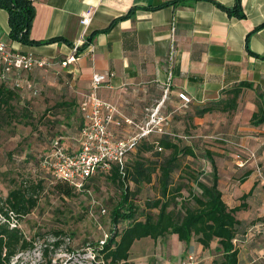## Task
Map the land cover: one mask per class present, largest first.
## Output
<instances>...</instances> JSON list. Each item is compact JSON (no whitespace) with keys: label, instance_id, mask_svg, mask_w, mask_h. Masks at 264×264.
Wrapping results in <instances>:
<instances>
[{"label":"crops","instance_id":"crops-1","mask_svg":"<svg viewBox=\"0 0 264 264\" xmlns=\"http://www.w3.org/2000/svg\"><path fill=\"white\" fill-rule=\"evenodd\" d=\"M29 1L35 12L30 40L46 42L58 38L60 41L23 45L11 40L7 13L0 8V42L14 52L56 62L72 53L82 32L81 16L88 10L93 12L85 31V43L77 49L75 61L66 67L56 65L50 69L71 80L73 89L65 94L71 95L76 110L89 91L94 73L106 75L98 96L137 123L145 121L158 104L160 112L170 120L171 114L190 113L192 107L218 100L222 91L239 83L249 84L240 94L236 111L230 115L218 114V117L227 119L233 138L256 153V162L235 167L251 175L256 174V165L262 171L263 180L258 178L260 184L255 186L251 182L242 195L251 190L264 191V123L259 126L249 123L261 104L258 96H264V60L261 59L264 57V0H240L243 18L225 10H234L235 0H183L181 4L168 6L164 4L173 0ZM131 10H134L132 17L104 31ZM181 94L190 101H182ZM212 115L196 119L195 123L207 125ZM112 129L117 137L126 136L125 127L112 126ZM74 135L71 131L61 139ZM215 159L219 173L222 158L216 155ZM193 247L196 252L203 251L199 246ZM149 257L144 259L147 261ZM131 261L135 263L137 259ZM202 261L196 258V262L188 264H206Z\"/></svg>","mask_w":264,"mask_h":264},{"label":"trees","instance_id":"trees-1","mask_svg":"<svg viewBox=\"0 0 264 264\" xmlns=\"http://www.w3.org/2000/svg\"><path fill=\"white\" fill-rule=\"evenodd\" d=\"M183 0H173L164 4L178 5ZM0 8L8 16L9 38L23 45H42L60 41L55 38L46 42L30 40L29 32L34 19V7L29 0H0ZM238 18H243L240 11V0H235L234 10L225 9ZM134 10L125 16L111 22L104 30L111 29L117 22L133 16ZM264 60V57H261ZM247 83H239L235 88L222 91L220 98L202 107H192L190 113L171 114L170 126L184 125L185 128L195 127V120L205 115H230L238 106V99L243 89H248ZM20 93L12 90L7 84L0 82V114L14 115L16 104L24 99ZM261 101L257 112L253 113L249 121L252 126L264 123V96H258ZM75 101L58 104L64 111V126H67L70 113ZM75 109V108H74ZM79 115L76 134L82 127V117ZM30 112L24 106L20 113L21 120L30 125ZM63 123V122H62ZM57 122V126H62ZM50 133V131H49ZM49 136V135H48ZM53 136L50 133V138ZM190 137V136H187ZM62 139L52 137L48 146L38 157L42 162L52 151V142ZM223 145V142L215 140ZM238 141V140H235ZM186 140L168 135L151 134L142 139L134 150L127 153L122 168L112 164L105 172H99L89 178L80 191L88 188L89 182L96 177H106L114 183L120 191V201L111 212L113 230L103 244L92 252L97 264H135L129 259L133 243L143 238H150L154 242L176 236L185 249L192 244L203 251L211 249L214 243V257L206 264H240L238 242H244L247 236L245 223L237 214L248 207L246 200L252 193L243 194L239 205L228 206L220 189V176L216 162V153L205 145L202 140L192 144ZM228 146V145H226ZM203 162L201 166L183 165L184 159ZM208 165L207 171L204 165ZM237 167V166H236ZM47 179L55 181L51 190L60 197L71 198L75 190L65 181L53 178L49 169L43 168ZM251 172H246L242 178L244 183ZM260 179V178H259ZM42 180L36 183L20 182L16 188L8 191L5 197L0 196V264H11L19 253L26 252L33 247V241L28 239L18 228L21 219L36 208L38 194L44 190ZM156 185L157 195L144 200L142 206L136 201L147 186ZM78 191V192H80ZM186 191L187 196H184ZM15 222V223H12ZM14 225V226H11Z\"/></svg>","mask_w":264,"mask_h":264},{"label":"rangeland","instance_id":"rangeland-1","mask_svg":"<svg viewBox=\"0 0 264 264\" xmlns=\"http://www.w3.org/2000/svg\"><path fill=\"white\" fill-rule=\"evenodd\" d=\"M29 78L38 87V96H25L20 99L13 116L4 112L0 114V196L5 197L8 191L16 188L20 182L30 184L42 180L45 183L44 190L38 194L36 208L17 224L23 234L33 241V247L19 253L12 259L11 264H97L92 251L100 246L101 242H105L113 230L111 212L120 201V191L103 176L89 182L84 191H75L71 198L60 197L50 189L55 181L47 179L38 157L52 137H66L70 133L64 126V111L57 105L72 101L71 95L65 92L73 89V85L66 75L50 69L33 72ZM24 106L30 112V125L20 121ZM72 109L67 126H71L72 132L76 134L79 115L74 107ZM210 118L212 119H209L207 125L197 124L195 127L185 128L182 124L173 127L169 123L167 129L175 136H190V139L186 140L188 144L202 140L213 151L221 152L216 155L222 158L219 176L223 199L230 206L239 205L242 202L240 197L248 186L252 183L258 186L260 182L256 174H250L248 183L242 182L247 171L235 167V150L231 146L214 141L213 138L221 136L238 139L232 137L229 131L231 128L227 127V119L221 120L218 114ZM58 121L63 122V125L57 126ZM49 131L53 134L51 138ZM77 136L78 134L72 136L73 139L62 140L65 142V148L69 146L67 150H72V144L76 147ZM185 164L196 168L199 164L202 166L203 162L198 163L187 158L183 160V165ZM204 167L209 170L207 164ZM183 194L187 196L186 191H183ZM156 195V185H149L139 195L136 203L142 206L144 200ZM263 195L264 191H252L244 200L248 207L237 214L248 230L245 241L237 243L240 264H264ZM193 246L195 245L185 249L182 244H178L176 236L156 242L143 238L133 243L129 259H137L136 264H150L151 260L152 264H188L196 262V258L205 263L215 255L214 243L208 251L196 252ZM152 253L154 255L150 258ZM146 257H149L147 261L144 259Z\"/></svg>","mask_w":264,"mask_h":264},{"label":"built area","instance_id":"built-area-1","mask_svg":"<svg viewBox=\"0 0 264 264\" xmlns=\"http://www.w3.org/2000/svg\"><path fill=\"white\" fill-rule=\"evenodd\" d=\"M92 14V10H88L81 16V35L75 42L72 53L60 62L30 53L14 52L5 43L0 42V82L7 84L22 96L32 98L38 96L39 89L29 75L36 71L52 69L56 65L66 67L73 63L77 49L85 43V31L91 22ZM105 82L104 74L94 73L91 76L89 91L79 103L83 123L76 138L75 149L67 150L60 143V139L54 140L52 151L42 162V167L49 169L53 178L65 181L77 191L83 188L89 178L99 172L107 171L112 164L122 168L127 153L134 150L140 141L149 135L176 137L167 129L169 117L160 112V104L151 110L145 121L137 123L98 96V90ZM179 97L185 103L190 101L183 94ZM112 126L125 127L126 136L117 137ZM178 137L183 140L190 139L187 136ZM213 139L235 150L233 157L238 168L256 162L255 152L242 142L221 136H215ZM255 173L263 180L262 171L257 165Z\"/></svg>","mask_w":264,"mask_h":264}]
</instances>
